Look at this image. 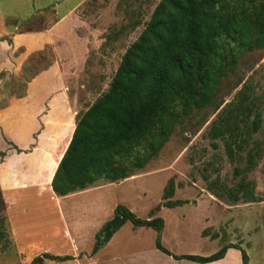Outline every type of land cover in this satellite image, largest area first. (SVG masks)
Wrapping results in <instances>:
<instances>
[{"label": "rangeland", "instance_id": "rangeland-1", "mask_svg": "<svg viewBox=\"0 0 264 264\" xmlns=\"http://www.w3.org/2000/svg\"><path fill=\"white\" fill-rule=\"evenodd\" d=\"M158 1L0 0V40L10 45L12 60L11 68L1 74L0 107L50 68L49 81L60 84L66 94L68 113L57 128L54 154L45 159L47 182L77 113L107 89L124 50L142 31ZM25 33L39 39L17 40ZM35 43L41 47L34 49ZM244 84L254 96L249 105H258L263 118L253 135L260 142L259 156L247 172L257 200L232 202L227 189L239 178L234 167L244 165V152L230 161L223 142L213 138L209 129L220 108L237 100ZM169 179L173 189L169 199L187 202L173 207L161 204ZM117 205L142 219L161 217L160 230L126 220L93 251L97 233ZM0 216L5 221L0 264H31L43 252L67 258H47L41 264H241L235 247L220 259L201 263L175 259L155 246L157 239L177 255L205 256L235 243L245 250L246 264H264V50L243 53L222 78L213 102L182 114L160 149L132 175L115 181L99 179L64 196L44 191L36 197L27 192L9 208L0 209Z\"/></svg>", "mask_w": 264, "mask_h": 264}, {"label": "trees", "instance_id": "trees-1", "mask_svg": "<svg viewBox=\"0 0 264 264\" xmlns=\"http://www.w3.org/2000/svg\"><path fill=\"white\" fill-rule=\"evenodd\" d=\"M259 49L264 50V0H159L142 31L124 50L107 89L77 113L51 175L52 191L64 196L99 179L115 181L132 175L160 149L182 114L213 102L222 78L243 53ZM237 95V100L220 108L209 132L223 142L230 161L244 152V165L234 167L239 178L227 189L232 202L256 201L247 172L259 156L260 142L253 135L261 129L263 118L258 105H249L254 96L246 91V84ZM172 192L169 179L163 188V206L187 202L169 199ZM126 220L157 232L162 225L161 217L142 219L117 205L97 233L93 251ZM4 223L0 216V243L5 239ZM155 246L175 259L201 263L220 259L229 247H235L240 250L241 264L248 260L245 250L235 243L205 256L171 254L158 239ZM47 258L63 260L67 256L43 252L31 264Z\"/></svg>", "mask_w": 264, "mask_h": 264}, {"label": "crops", "instance_id": "crops-1", "mask_svg": "<svg viewBox=\"0 0 264 264\" xmlns=\"http://www.w3.org/2000/svg\"><path fill=\"white\" fill-rule=\"evenodd\" d=\"M19 35L17 40L30 43L39 39L29 33ZM41 43L32 44V47L38 49ZM10 48L7 42L0 40V84L1 74L12 66L8 55ZM51 69L35 75L22 95L9 97L0 107V154L3 153L0 156V199L3 208H9L27 192L37 197L46 191L57 197L50 185L53 174L48 182L45 179V159L54 154L57 128L64 123L68 106L60 84L49 81ZM234 259L236 262L237 256Z\"/></svg>", "mask_w": 264, "mask_h": 264}]
</instances>
